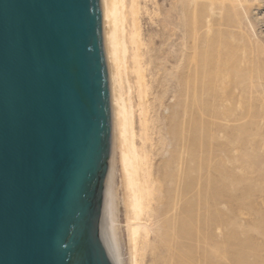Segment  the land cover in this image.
<instances>
[{
    "label": "water",
    "instance_id": "obj_1",
    "mask_svg": "<svg viewBox=\"0 0 264 264\" xmlns=\"http://www.w3.org/2000/svg\"><path fill=\"white\" fill-rule=\"evenodd\" d=\"M101 0H0V264H125Z\"/></svg>",
    "mask_w": 264,
    "mask_h": 264
},
{
    "label": "rangeland",
    "instance_id": "obj_2",
    "mask_svg": "<svg viewBox=\"0 0 264 264\" xmlns=\"http://www.w3.org/2000/svg\"><path fill=\"white\" fill-rule=\"evenodd\" d=\"M240 1L193 0L191 12L197 25L203 27L197 30L195 42L192 141L196 151H207L204 158L210 172L200 176L197 157L195 185L184 197L178 194L182 171L179 175L174 171V183L168 174L169 166L175 164L172 112L180 92L179 76L186 74L183 70L186 61L182 57L186 46L183 45L189 44L185 34L193 15L183 14L181 0L141 1L145 7L140 16L141 34L146 45L145 61L150 64L147 72L151 88L149 116L153 121L152 147L148 144V150L159 193L153 203L152 217L146 223L150 244L140 264H230L223 257L226 245L221 213L227 210L239 226L242 264H264V0H242L245 7ZM210 7L213 11L205 14ZM200 14L205 16L202 21H199ZM221 16L233 18L240 27L220 26ZM209 23L213 33L208 37L220 39L224 47L215 44L210 50L206 48L204 35ZM241 39L243 42L239 45ZM240 46L244 49L236 51ZM232 49L234 53H229ZM229 54L234 61L226 66L222 59ZM113 134L124 259L125 264H131L125 194ZM221 156L228 158L224 166L233 183L238 185L234 196L239 197L240 211L235 213L232 212L235 203L230 205L233 196L226 194L221 200L212 196V191L219 190L214 184L219 176L214 171L218 162L223 165ZM183 206L191 208V214H183ZM211 218L215 222L210 223Z\"/></svg>",
    "mask_w": 264,
    "mask_h": 264
},
{
    "label": "bare ground",
    "instance_id": "obj_3",
    "mask_svg": "<svg viewBox=\"0 0 264 264\" xmlns=\"http://www.w3.org/2000/svg\"><path fill=\"white\" fill-rule=\"evenodd\" d=\"M142 0H101L103 32L105 45V58L108 69L110 106H111V124L112 132H114V148L115 154L118 155L119 167L123 180V189L125 194L126 205V230L128 242L131 251V264H140L149 244V230L146 223L152 217L153 203L156 201V196L159 193V183L156 180L151 162L150 151L148 144L152 142V118H150V101L148 100L150 92V84L147 79V72L150 64L145 61L144 49L146 45L142 39L140 16L145 10L141 4ZM182 12L193 15L191 8L193 0H181ZM242 1V0H241ZM240 1V2H241ZM244 7L245 2H241ZM213 11L210 7L205 10V14ZM199 21H202L205 16L200 14ZM209 23L206 34L204 35L207 43V49L216 46L224 47L220 39H210L208 36L213 33ZM220 26H236L240 27L231 17L221 16L219 20ZM202 25H197L195 15L192 16V21L186 27V36L189 39V44L183 50V61H186V74L179 76L180 92L177 97L175 108L173 109V124L172 134L175 140V164L170 165V177L172 183L175 182L176 173L182 171V183H178V194L184 197L188 196L195 185V163L199 157L200 176L205 172H210L206 169V160L204 158L207 151L203 149L196 151L192 141V115H193V76L197 68L195 63L197 58L196 52V34L197 30L202 29ZM184 39V37H183ZM239 41V45L242 43ZM238 49H244L242 46ZM229 53H234V50H229ZM226 56L222 59L224 65L229 66L234 61V57ZM182 61V60H180ZM183 72V71H182ZM181 72V73H182ZM180 73V74H181ZM157 101V98H155ZM158 102H161L158 101ZM219 119L222 116L218 117ZM112 137V135H111ZM152 147V144L151 146ZM221 162H218V167L215 169V175L219 179L214 181L219 190L212 191V196L216 200H221L223 196L229 194L232 197L231 204L235 203L236 208L232 210L240 211L238 196H234L238 189L231 179V175L225 168L224 163L228 161L226 156H221ZM196 161V162H195ZM229 175V176H228ZM203 190L202 188H200ZM173 205H170V209ZM191 208L183 206V214H191ZM218 214V210H214ZM214 215V214H213ZM224 245L226 249L223 252V257L230 264H242L241 258V236L238 229L237 220L232 217L231 211L227 210L221 213ZM215 216V215H214ZM215 222L214 218L210 219V223ZM225 247V246H224Z\"/></svg>",
    "mask_w": 264,
    "mask_h": 264
}]
</instances>
